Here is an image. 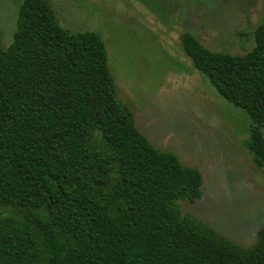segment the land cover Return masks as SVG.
<instances>
[{"label": "trees", "instance_id": "trees-1", "mask_svg": "<svg viewBox=\"0 0 264 264\" xmlns=\"http://www.w3.org/2000/svg\"><path fill=\"white\" fill-rule=\"evenodd\" d=\"M181 45L247 117L264 173V14L244 56L188 33ZM201 186L136 128L101 37L63 28L47 0H21L0 48V264H264V230L242 248L181 212Z\"/></svg>", "mask_w": 264, "mask_h": 264}, {"label": "rangeland", "instance_id": "rangeland-1", "mask_svg": "<svg viewBox=\"0 0 264 264\" xmlns=\"http://www.w3.org/2000/svg\"><path fill=\"white\" fill-rule=\"evenodd\" d=\"M63 28L94 32L106 48L118 99L160 152L202 178L181 212L242 248L264 230V173L249 152V121L220 98L181 45L188 33L211 52L244 56L264 0H47ZM21 0H0V48L12 43Z\"/></svg>", "mask_w": 264, "mask_h": 264}, {"label": "crops", "instance_id": "crops-1", "mask_svg": "<svg viewBox=\"0 0 264 264\" xmlns=\"http://www.w3.org/2000/svg\"><path fill=\"white\" fill-rule=\"evenodd\" d=\"M220 235V234H219Z\"/></svg>", "mask_w": 264, "mask_h": 264}]
</instances>
